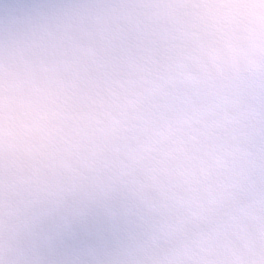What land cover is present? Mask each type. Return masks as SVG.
I'll list each match as a JSON object with an SVG mask.
<instances>
[{
    "label": "clouds",
    "instance_id": "clouds-1",
    "mask_svg": "<svg viewBox=\"0 0 264 264\" xmlns=\"http://www.w3.org/2000/svg\"><path fill=\"white\" fill-rule=\"evenodd\" d=\"M0 264H264V0H0Z\"/></svg>",
    "mask_w": 264,
    "mask_h": 264
}]
</instances>
